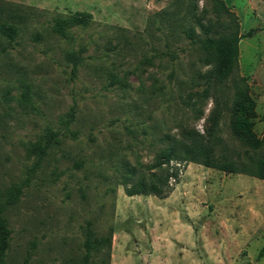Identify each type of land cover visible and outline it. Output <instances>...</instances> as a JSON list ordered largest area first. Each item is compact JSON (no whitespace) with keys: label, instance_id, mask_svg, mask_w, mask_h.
Returning <instances> with one entry per match:
<instances>
[{"label":"rangeland","instance_id":"374dc122","mask_svg":"<svg viewBox=\"0 0 264 264\" xmlns=\"http://www.w3.org/2000/svg\"><path fill=\"white\" fill-rule=\"evenodd\" d=\"M0 7L16 32L11 39L0 21V206L10 229L1 264H81L88 220L98 233L112 229L109 264H264V179L172 161L178 175L167 196L125 191L148 183L165 136L214 132L216 150L238 164L264 156L231 129L245 77L248 134L264 138V0ZM76 12L90 13V22L68 27L66 38L53 31L57 16ZM202 24L211 37L243 35L237 67L223 81L215 51L195 41L206 36ZM71 51L82 56L75 73ZM48 129L58 142L40 158L30 145Z\"/></svg>","mask_w":264,"mask_h":264},{"label":"trees","instance_id":"16d2710c","mask_svg":"<svg viewBox=\"0 0 264 264\" xmlns=\"http://www.w3.org/2000/svg\"><path fill=\"white\" fill-rule=\"evenodd\" d=\"M0 15H2L0 7ZM9 17V16H8ZM91 14L88 12H76L71 16H57L54 21L53 31L62 37H68V27L82 24L87 25L90 22ZM5 23L4 31L11 39L14 38V25L1 18ZM1 23V22H0ZM202 30L206 34L203 38H197L195 41L208 54L215 51V60L217 65V76L223 81L230 77L235 71L238 64L239 41L243 35L235 32H227L219 34L216 37L209 36V28L201 25ZM191 31V30H190ZM248 32L247 35H249ZM68 57L73 61V73L77 69V65L81 62L82 56L80 52L71 51ZM148 58V62H151ZM209 61V60H208ZM240 87L237 91L236 98L233 103V112L236 118H232L231 129L236 138L241 140L242 144L249 146L253 152L259 151L264 147V138L252 139L248 132L252 122L245 117L252 105L253 100L248 92V84L245 77L240 78ZM244 117V118H238ZM73 117V113H70ZM58 133L53 129H48L44 136L31 143L30 150L42 158L47 153V148L51 147L53 142H58ZM161 146L154 155L153 162L148 165V183L140 181L137 185L126 186L125 191L128 195L134 194H153L160 197L167 196L171 190L170 178H177L178 168L171 164L172 161H192L201 163L207 167H214L228 172L239 173L245 172L252 176L264 179V156H247V162L238 164L225 149L216 150V137L214 132H210L205 139L194 133H184V140H178L169 136H165ZM14 195L9 200L13 201ZM112 241V229L107 233H98L93 226V221L88 220L84 226V254L81 257V264H109L110 251ZM10 243V229L7 219L3 214L0 206V264ZM100 257V262L95 260ZM25 264L28 263L26 258Z\"/></svg>","mask_w":264,"mask_h":264}]
</instances>
